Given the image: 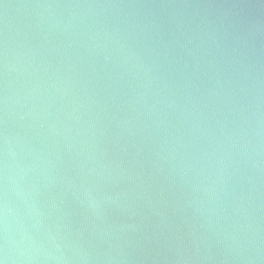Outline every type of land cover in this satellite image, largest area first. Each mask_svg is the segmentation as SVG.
I'll list each match as a JSON object with an SVG mask.
<instances>
[{"label":"water","instance_id":"water-1","mask_svg":"<svg viewBox=\"0 0 264 264\" xmlns=\"http://www.w3.org/2000/svg\"><path fill=\"white\" fill-rule=\"evenodd\" d=\"M0 260L264 264V0H0Z\"/></svg>","mask_w":264,"mask_h":264},{"label":"clouds","instance_id":"clouds-1","mask_svg":"<svg viewBox=\"0 0 264 264\" xmlns=\"http://www.w3.org/2000/svg\"><path fill=\"white\" fill-rule=\"evenodd\" d=\"M0 264H5V261L4 260H0Z\"/></svg>","mask_w":264,"mask_h":264}]
</instances>
